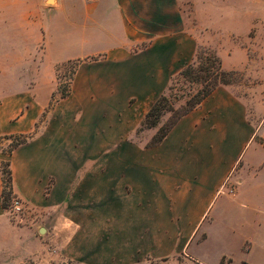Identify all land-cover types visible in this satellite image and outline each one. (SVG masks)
I'll use <instances>...</instances> for the list:
<instances>
[{
    "label": "rangeland",
    "instance_id": "obj_1",
    "mask_svg": "<svg viewBox=\"0 0 264 264\" xmlns=\"http://www.w3.org/2000/svg\"><path fill=\"white\" fill-rule=\"evenodd\" d=\"M58 1L65 9L55 16L48 9L55 0H0V264H201L187 245L197 231L204 238L197 227L207 213L200 214L202 202L190 219L181 211L193 189L207 198V136L227 147L230 168L264 147V0H174L179 12L164 31L159 23L142 34L129 29L124 50L112 52H125V60L104 53L42 69L44 24L75 29L91 25L85 15L95 13L90 5L67 10L86 0ZM202 49L221 59L231 83L152 146L173 114L148 127L147 112L162 95L177 110L186 106L198 86L181 71ZM74 65L82 66L76 81ZM26 81L36 87L23 88ZM21 115L31 122L16 127ZM13 158L5 208L1 168L10 160L13 169ZM260 184L263 173L245 187ZM199 250L207 253V242Z\"/></svg>",
    "mask_w": 264,
    "mask_h": 264
},
{
    "label": "crops",
    "instance_id": "obj_2",
    "mask_svg": "<svg viewBox=\"0 0 264 264\" xmlns=\"http://www.w3.org/2000/svg\"><path fill=\"white\" fill-rule=\"evenodd\" d=\"M86 1L91 3L85 5L82 1L75 2L67 5V10L77 12L90 5L95 13L86 14L85 20L90 19L91 25H77L74 29L65 25L53 27L47 22L44 24L45 52L42 69H50L53 65L67 60L104 53L123 61L128 56L125 52L120 53L121 55H112V52L117 50H115L116 47H123L124 50L123 45L130 35L129 29L133 28L138 34H142L146 26L159 23L164 31L171 22L172 14L178 15L179 12L174 0ZM60 4L58 0H55L48 9L55 16L61 15L62 10L65 9L62 6L65 4ZM137 11H145L146 14L140 15ZM159 17H162L161 21L157 22ZM91 28L96 32L91 33ZM31 67H34V63ZM81 70L82 66H78L74 81ZM32 73L34 74L35 71L33 70ZM34 87L36 85L30 81L23 83V88L33 89ZM23 103L25 104L26 101ZM17 122L16 127L28 125L31 122L30 115H21ZM227 151L226 146H212L207 136V146L203 152V160L207 161V166L204 168L207 187H203V191H207V198L197 195V189H193L186 198L184 211H181L184 218L190 219L194 208L196 209L199 203H203L200 214L207 213V220L202 222L197 230H202L205 236L200 238L199 232H195L188 241L187 251L192 259L201 264H264V185L245 187L247 178L256 177L260 173L264 174V147L248 149L243 155L244 163L238 169L232 162L230 164L232 168L227 166L225 156ZM12 166L13 171L14 158ZM227 174H231L229 184L232 191L225 189ZM28 175L31 180L37 176L31 171ZM14 179L16 190L23 194L19 189L16 176ZM206 242L207 253H202L199 246Z\"/></svg>",
    "mask_w": 264,
    "mask_h": 264
},
{
    "label": "trees",
    "instance_id": "obj_3",
    "mask_svg": "<svg viewBox=\"0 0 264 264\" xmlns=\"http://www.w3.org/2000/svg\"><path fill=\"white\" fill-rule=\"evenodd\" d=\"M78 65H74L75 73ZM181 74L189 82L193 83V86L197 85L196 92L186 99V106L181 110H177L170 103V98L166 95L160 96L151 106L145 116L143 122L148 127H157L161 117L165 112H172L173 119L170 124L163 126L159 129L151 142L152 146L160 144L172 130V128L188 113H190L195 107L203 102L220 84H229L231 80L229 78L230 72L225 70L221 59L212 51L206 49L200 50L197 53L194 62L189 63L182 69ZM71 89H65L61 93V98L69 96ZM31 135H23L22 139L16 136V141L11 145V148L7 151L8 155H11L14 149L24 144ZM3 174V191H2V204L3 207H7V190L13 192V171L11 168V161L4 160L1 168Z\"/></svg>",
    "mask_w": 264,
    "mask_h": 264
},
{
    "label": "water",
    "instance_id": "obj_4",
    "mask_svg": "<svg viewBox=\"0 0 264 264\" xmlns=\"http://www.w3.org/2000/svg\"><path fill=\"white\" fill-rule=\"evenodd\" d=\"M41 232H44V229H41Z\"/></svg>",
    "mask_w": 264,
    "mask_h": 264
},
{
    "label": "built area",
    "instance_id": "obj_5",
    "mask_svg": "<svg viewBox=\"0 0 264 264\" xmlns=\"http://www.w3.org/2000/svg\"><path fill=\"white\" fill-rule=\"evenodd\" d=\"M90 1H92V0H90ZM18 209H19V207H17Z\"/></svg>",
    "mask_w": 264,
    "mask_h": 264
},
{
    "label": "bare ground",
    "instance_id": "obj_6",
    "mask_svg": "<svg viewBox=\"0 0 264 264\" xmlns=\"http://www.w3.org/2000/svg\"><path fill=\"white\" fill-rule=\"evenodd\" d=\"M51 1H54V0H51Z\"/></svg>",
    "mask_w": 264,
    "mask_h": 264
}]
</instances>
